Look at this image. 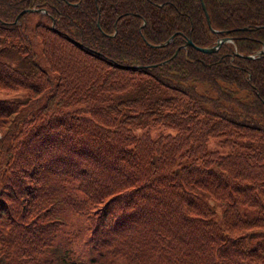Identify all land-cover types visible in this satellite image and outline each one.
Listing matches in <instances>:
<instances>
[{
	"label": "trees",
	"instance_id": "16d2710c",
	"mask_svg": "<svg viewBox=\"0 0 264 264\" xmlns=\"http://www.w3.org/2000/svg\"><path fill=\"white\" fill-rule=\"evenodd\" d=\"M202 1L0 0V264H264V0Z\"/></svg>",
	"mask_w": 264,
	"mask_h": 264
},
{
	"label": "water",
	"instance_id": "95a60500",
	"mask_svg": "<svg viewBox=\"0 0 264 264\" xmlns=\"http://www.w3.org/2000/svg\"><path fill=\"white\" fill-rule=\"evenodd\" d=\"M200 3H201V8L203 9V12H204L205 19H206L207 23L209 24V19L207 18V12H206V9L204 8L203 1L200 0ZM28 9H29L28 7H25V8H23V9L19 10V11L15 14V18L17 17V15H18L19 13L23 12V10H28ZM227 39H229V37H227V36H226V37H224V36H222V37H217V38H215V42H214L213 44H211V45L199 46V47H197V48H198L200 51H202V52H204V51H212V50H215V48H216V47H217L222 41H226ZM164 41H167V39L164 40ZM163 43H164V42H163ZM184 43H186V44H192V42L190 41L189 38H186L185 41H184ZM159 44H161V43H159ZM159 44H158V45H159ZM233 52H235V51H233ZM235 53H237V52H235ZM261 53L264 54V45H263V44L260 46V48H258V49L255 50V53H249V54H246L245 56L249 57V56H254V55H261Z\"/></svg>",
	"mask_w": 264,
	"mask_h": 264
},
{
	"label": "rangeland",
	"instance_id": "374dc122",
	"mask_svg": "<svg viewBox=\"0 0 264 264\" xmlns=\"http://www.w3.org/2000/svg\"><path fill=\"white\" fill-rule=\"evenodd\" d=\"M0 44H1V42H0ZM2 46H0V48ZM2 54L5 55L6 57H8V59L12 60V61H14V59L18 57V56L16 57L15 53L13 51H11L10 49L6 53H2ZM166 130H167V128L164 127V126L162 127L161 125L158 126V125H155V124H151V126L149 127V131H150L151 134H155V132H163V131H166ZM136 131H139V129H137ZM205 143H206V148L208 150L212 149V148H215L219 152H223V151H225L227 149L226 147L220 145L219 139L216 138V137H208V139H206Z\"/></svg>",
	"mask_w": 264,
	"mask_h": 264
}]
</instances>
